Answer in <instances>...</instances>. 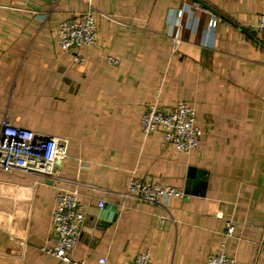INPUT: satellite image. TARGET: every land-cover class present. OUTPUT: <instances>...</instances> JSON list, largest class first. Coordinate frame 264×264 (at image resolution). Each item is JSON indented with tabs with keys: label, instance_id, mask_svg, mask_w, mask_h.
I'll list each match as a JSON object with an SVG mask.
<instances>
[{
	"label": "crops",
	"instance_id": "1",
	"mask_svg": "<svg viewBox=\"0 0 264 264\" xmlns=\"http://www.w3.org/2000/svg\"><path fill=\"white\" fill-rule=\"evenodd\" d=\"M203 1L216 13L191 0H0V119L69 140L60 181L0 171V264H64L42 250L55 184L84 208L74 260L122 264L149 248L151 264H204L224 247L264 264V40L252 28L264 0ZM87 3L98 37L75 63L57 29ZM154 100L193 106L204 133L190 153L142 134ZM130 177L183 196L124 198Z\"/></svg>",
	"mask_w": 264,
	"mask_h": 264
},
{
	"label": "built area",
	"instance_id": "2",
	"mask_svg": "<svg viewBox=\"0 0 264 264\" xmlns=\"http://www.w3.org/2000/svg\"><path fill=\"white\" fill-rule=\"evenodd\" d=\"M86 5L87 9L83 13L67 17L57 29L60 49L69 52L76 51L73 55L75 63L83 62L82 55L77 51L96 43L98 37L97 11L90 3ZM175 14L181 17L183 10L177 9ZM208 24L213 27L215 23L209 20ZM252 28L264 40V12L259 14ZM107 61L111 64L118 63V59L111 56L107 57ZM139 123L144 136L158 131L162 134L165 144L186 154L198 146L199 139L204 133L203 129L196 124L193 106L185 101H179L169 111L160 108L157 100L151 101ZM68 142L67 137L37 133L29 128L15 125L5 114L0 119V171H18L39 175L52 181H60L62 177L58 175L57 164L68 156ZM54 188L50 226L55 235V242L52 247L43 246L42 250L64 264H87L71 257L78 243L80 227L85 218L84 208L78 200V191L75 188H63L58 184H55ZM120 195L124 198H138L161 205L167 199L183 196V191L155 180L130 177ZM103 204V201H99L98 207L102 208ZM226 225V235L230 236L233 233V225L230 222ZM261 245L264 246V239ZM151 261L150 249L143 248L131 260L122 264H151ZM98 264L109 263L106 257H99ZM204 264H236V261L234 257L225 252L224 247H221L217 253L209 256Z\"/></svg>",
	"mask_w": 264,
	"mask_h": 264
},
{
	"label": "water",
	"instance_id": "3",
	"mask_svg": "<svg viewBox=\"0 0 264 264\" xmlns=\"http://www.w3.org/2000/svg\"><path fill=\"white\" fill-rule=\"evenodd\" d=\"M197 4H199L202 8L206 9L207 11H209L210 13H216L215 10L210 7V5H208L205 1L203 0H191Z\"/></svg>",
	"mask_w": 264,
	"mask_h": 264
}]
</instances>
